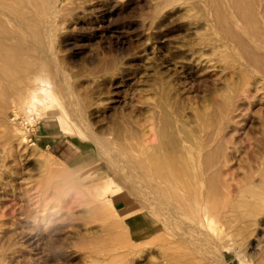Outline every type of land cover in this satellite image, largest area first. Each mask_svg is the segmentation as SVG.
Returning <instances> with one entry per match:
<instances>
[{
    "label": "bare ground",
    "instance_id": "6f19581e",
    "mask_svg": "<svg viewBox=\"0 0 264 264\" xmlns=\"http://www.w3.org/2000/svg\"><path fill=\"white\" fill-rule=\"evenodd\" d=\"M61 1L0 0V37L12 31L3 19L28 31H39L41 20L53 19L47 25L53 31L64 9ZM171 1L173 7L193 9L187 22L195 36L186 51L196 65L217 68L220 84L202 102H186L175 76L158 72L147 108L161 134L159 145L150 139L153 125L131 127L129 119L123 130L102 139L88 117L90 99L56 57L57 80L43 55L3 41L0 123L9 107L30 115L40 94H49L75 119L71 135L91 140L104 160L105 171L91 168L82 176L96 180L90 185L94 198L120 189L143 201L141 212L128 211L123 220L108 222L118 229L105 247L106 264H230L226 251L247 261L252 242L264 256V113L246 144L235 137L251 106L264 108V0H157V5ZM47 50L54 54L51 45ZM177 68L182 77L190 76L184 65ZM12 132L3 130L7 138ZM9 148L17 151L14 144ZM47 166L57 175L69 173ZM109 204H97L98 214L106 216Z\"/></svg>",
    "mask_w": 264,
    "mask_h": 264
},
{
    "label": "rangeland",
    "instance_id": "374dc122",
    "mask_svg": "<svg viewBox=\"0 0 264 264\" xmlns=\"http://www.w3.org/2000/svg\"><path fill=\"white\" fill-rule=\"evenodd\" d=\"M61 2L64 9L53 31L47 29L53 19L41 20L39 31L3 19L12 31L0 41L36 57L43 55V63L57 80L56 57L77 90L90 99L88 117L102 139L123 130L129 119L131 127L153 125L150 139L153 146L159 145L161 134L147 103L160 71L175 76L186 102H202L220 84L217 68L196 65L186 51L195 36L187 22V13L193 9L173 7V1L158 7L157 0ZM49 45L54 54L47 50ZM178 64L184 65L188 78L182 77ZM39 97L32 107L40 118L34 143L13 119L28 112L9 107L0 123V264H106L105 247L118 229L108 227V222L123 220L128 211L141 212L143 201L131 199L120 189L95 199L90 185L96 180L84 181L82 176L91 168L105 171L97 146L88 138L83 141L71 135L77 127L75 119L49 94ZM261 113L264 108L251 106L243 129L235 135L239 143L246 144L260 128ZM7 127L13 131L9 138L3 134ZM58 135L75 148L71 158L65 159L44 142ZM10 144L17 147L14 154ZM49 152L65 164L52 159ZM47 164L67 168L69 173L57 175ZM99 203H110L106 216L98 214ZM247 249L251 254L247 261L227 250L229 263L264 264L254 242Z\"/></svg>",
    "mask_w": 264,
    "mask_h": 264
},
{
    "label": "built area",
    "instance_id": "2783aa9c",
    "mask_svg": "<svg viewBox=\"0 0 264 264\" xmlns=\"http://www.w3.org/2000/svg\"><path fill=\"white\" fill-rule=\"evenodd\" d=\"M13 119L15 123L25 132V136H27L29 140L32 139V143H34L36 126L40 122L38 114L31 112L30 115L28 114L26 116L15 115Z\"/></svg>",
    "mask_w": 264,
    "mask_h": 264
},
{
    "label": "crops",
    "instance_id": "0c3cea01",
    "mask_svg": "<svg viewBox=\"0 0 264 264\" xmlns=\"http://www.w3.org/2000/svg\"><path fill=\"white\" fill-rule=\"evenodd\" d=\"M60 135L53 138L52 141L45 140L44 142L48 143V147L55 148L60 156L64 157L65 159L71 158L74 154L75 148L67 141L62 139Z\"/></svg>",
    "mask_w": 264,
    "mask_h": 264
}]
</instances>
